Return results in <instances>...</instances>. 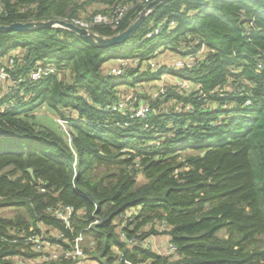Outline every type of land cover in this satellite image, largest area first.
<instances>
[{
    "label": "trees",
    "instance_id": "obj_1",
    "mask_svg": "<svg viewBox=\"0 0 264 264\" xmlns=\"http://www.w3.org/2000/svg\"><path fill=\"white\" fill-rule=\"evenodd\" d=\"M113 1L0 0V24L69 20L108 11ZM130 5L115 31L95 24L92 32L111 36L126 28L142 6ZM171 19L175 26L166 32ZM159 22L161 33L146 36ZM201 43L207 50L180 73L194 85L163 98L180 102L177 109L162 107L160 96L145 117L112 110L117 101L128 110L147 98L134 83L154 81L159 72L129 65L124 75L106 74L110 56L142 59L161 45L177 51ZM9 54L12 84L0 96V105L8 103L0 109V207L23 211L0 214V264L35 256L21 234L41 227L64 248L89 234L94 249L83 250L99 264H264V0H164L128 39L105 48L61 27L0 30V58ZM37 62L60 73L32 80ZM43 104L68 121L67 132L35 119L31 110ZM60 205L74 210L69 226L55 216ZM94 215L104 221L88 227ZM124 221L126 239L165 234L176 255L128 243L116 231ZM56 263L74 261L39 264Z\"/></svg>",
    "mask_w": 264,
    "mask_h": 264
},
{
    "label": "built area",
    "instance_id": "obj_2",
    "mask_svg": "<svg viewBox=\"0 0 264 264\" xmlns=\"http://www.w3.org/2000/svg\"><path fill=\"white\" fill-rule=\"evenodd\" d=\"M150 1L151 0H140V4L142 6H141V9L137 12V14L140 13L141 10H143L146 4L149 3ZM130 7H131L130 0H114L110 5H108V11H104V12L97 11V12H94L93 14L86 13L79 17H73L69 20H66V19L64 20L70 21L90 31H92L91 27L95 24L108 25L109 28L115 31L121 19L123 18V16L127 12H129ZM2 10L3 8L0 4V11ZM137 14L134 16V18L137 16ZM162 24L163 22H159L158 24H155V25L152 24L146 36L159 35L163 28ZM174 26H175V20L174 19L169 20L168 25H166V32H169L170 29L173 28ZM54 27H57V26H54ZM205 45L206 44L201 43L200 47L197 50L192 49L191 46L176 47L177 51L171 50L173 52L172 61L168 65L165 64V62H163L161 58L160 60H157L155 53L162 49H168L166 47L160 48L162 47L160 46L159 50H156V51L153 50L151 53H149L145 57H142V59L139 58L136 53H133L127 56H120V55L110 56L103 63L102 69L104 72H106V74H113L115 76L126 74L127 68L129 65L135 66L136 68L135 71L137 72H141L144 70L146 71L149 70L150 72L158 71L159 72L158 79H155L154 81H152V84L153 83L155 84L158 82H162L161 79L163 78V76L161 73H164L169 70L168 72L174 73V76H175L174 78H176L178 76V73H177L178 70L182 71L185 68H190V67L195 66L197 61L200 59L199 56L202 55L207 50ZM13 66H14V58L12 55L9 54V55H6L5 57L0 58V96L3 95L1 93L4 91V89H6L4 91V93H6L9 90L8 88L12 84V79L10 78L9 70L14 68ZM167 68L168 70H166ZM56 71H59L60 73V70H58L57 67L52 63L46 64L42 62H37L35 66L33 67V69L30 71L29 78L32 80L39 79L42 76L54 73ZM21 80H24V78L19 79V81ZM133 83L132 85L125 86V87L131 88L133 86ZM139 83L142 84L144 82L140 81ZM139 83L137 82L134 84L139 85ZM189 83H190L189 84L190 86L188 88L184 85L183 81L180 82V84L175 83L166 88L157 87L158 88L157 92L154 93L152 91L150 92V95L148 94V96H150L151 99H153L152 98L153 96H157V97L161 96V98H165V94H167L168 91L174 87L176 88V90H179V91L181 90L180 92L181 94H185L187 93L185 91H187L188 89H191V87L194 85L192 81ZM125 87L123 86V90L125 89ZM171 101H172L171 103L173 104L175 103L174 106L175 108H177L178 107L177 105L180 102L177 103L178 101H175V102H173V100ZM248 102L249 101H247L246 103ZM5 105L8 106V103H4L3 105H0L1 106L0 109L3 107H6ZM127 105L128 104L124 101H117L115 104L112 105V110H118L124 115L129 114L130 117H145L149 115V113L152 110H154V107L150 105V102L147 101L146 98H143V97L139 99L138 105L132 108L128 107V110H127ZM186 108L189 109L190 104H187ZM56 118H57L56 122L58 124L59 129L64 132H67L68 121L58 116ZM139 207H140L139 205L130 207L127 213H125L122 217L127 218L128 216H132V213L135 211V209ZM73 212L74 210L71 206L60 205L55 210V216L56 218L62 220L66 226H69L70 216L72 215ZM100 219L101 218L99 216L94 215V220L90 222L88 227H90L93 223L99 222ZM161 222L163 223V221ZM125 223L126 221H124V224H121L116 228V231L119 233L121 238L125 239L130 244H140L146 248H150L154 252L163 254L158 250L157 244L155 243L151 244L149 240V238L155 234L150 235L141 240L134 239V238L126 239L124 232L120 230L122 225H125ZM21 235H22L23 240L31 244V250L36 255L31 258L15 256L14 257L15 264H39L41 262L49 263V262H56V260H59L62 258L72 259L74 261V264H99L98 260L94 259L93 257L87 255L84 252L83 246H82L84 236L82 233L78 234L74 238V240L71 243H69L68 248H64L56 241H50L48 238V233L46 232L40 231V232H32V233L21 234ZM162 235H165V234H162ZM60 236H58L57 239H59ZM165 241H167V245L169 249L168 251H166L167 253L165 255H169V254L176 255L175 246L171 242H169L168 239H166Z\"/></svg>",
    "mask_w": 264,
    "mask_h": 264
},
{
    "label": "rangeland",
    "instance_id": "obj_3",
    "mask_svg": "<svg viewBox=\"0 0 264 264\" xmlns=\"http://www.w3.org/2000/svg\"><path fill=\"white\" fill-rule=\"evenodd\" d=\"M161 46L162 47H160V48H163V45H161ZM156 50H159V47H156L154 49V51H156ZM172 54H173V52L170 49H162V50H159V51H157L155 53V55L157 57V60H160V58H161V60L163 62H165V64H167V65L170 64L171 61H172ZM166 70H168V68ZM168 71H166L164 73H161L162 76H163V78L161 79L162 82H158V83L152 84V80L151 79H144V81H143L144 83L141 84V83L138 82L139 85H136L133 88L142 86L143 90L145 91V95H148V92H152V91L154 93L157 92L158 88H166L168 86H171L172 84H175L176 82L173 79L174 78V73H171V72L169 73ZM104 73H106V72H104ZM230 79H231V77L228 76L227 81L225 83V87L228 88V89L230 87H233V84L230 82ZM183 83H184V85L187 88L190 86L187 78H184ZM130 85H132V83ZM217 89L219 90V88H217ZM5 90L6 89H4V91ZM172 90L174 92V90H176V88L174 87V88L171 89V91ZM4 91L1 94H6V93H4ZM123 91L125 92L124 94H127V95L131 94V88L130 87H125V89ZM152 98L153 99H151V97L148 96L146 98V100L149 101V102L154 101V100H156L157 96H153ZM161 99H162V102H160V104H161L162 107L168 106V108H171L172 110H175V109L178 108V107L177 108H172L174 106V104L171 103V99L167 100V101H164L163 98H161ZM136 104L138 105V102H136ZM214 108L216 109V107H213L212 109H214ZM156 110H158V108H156ZM31 112H32L31 114L35 115V119L36 120H38L39 122L43 123L45 126H48V128L50 127L52 129H54V128L58 127V124L56 122V119H57L56 117L58 115L53 113L49 107H47V106L44 107V105H41V106L31 110ZM102 168H101V170H102ZM138 181L139 182L143 181V177L141 175L138 176ZM17 210L23 211V209L20 208V207H13V206L0 207V214L4 215V216H13ZM41 231L45 232L46 228L45 227H41ZM161 238H162L161 239V243L160 242H158V243L155 242V244H157V248H158V250L161 253L166 254L167 253L166 251L169 250L168 249V245H167V241H165L166 237L162 236ZM90 240H91V236L89 234H86L84 236V240L82 242V246L87 247V248L91 247L90 249H94V245H90V243H89ZM113 249H115V248L112 247L111 250H113ZM114 264H117V263L115 262Z\"/></svg>",
    "mask_w": 264,
    "mask_h": 264
},
{
    "label": "water",
    "instance_id": "obj_4",
    "mask_svg": "<svg viewBox=\"0 0 264 264\" xmlns=\"http://www.w3.org/2000/svg\"><path fill=\"white\" fill-rule=\"evenodd\" d=\"M164 0H151L146 6L141 10L140 13L128 24L123 30L111 35V36H101L83 27H80L70 21L64 19H46V20H30V21H14L9 24H0V30H30L42 27H61L69 29L76 34H78L84 41L88 44H93L98 47H109L113 44H119L128 39L132 33L137 29L138 25L145 19L151 10L156 7L160 2ZM32 172L31 168H28ZM104 220L100 219L99 222L93 223L90 227L95 228L97 225L102 223ZM106 244V239L103 240V247ZM102 253V252H101ZM101 255V254H100ZM99 255V256H100Z\"/></svg>",
    "mask_w": 264,
    "mask_h": 264
},
{
    "label": "crops",
    "instance_id": "obj_5",
    "mask_svg": "<svg viewBox=\"0 0 264 264\" xmlns=\"http://www.w3.org/2000/svg\"><path fill=\"white\" fill-rule=\"evenodd\" d=\"M92 7V6H91ZM182 71H180V70H178L177 71V73H178V76L176 77V78H173L174 79V81L176 82V83H179L180 84V82H182V81H184V78H181L180 76V73H181ZM175 77V76H174ZM178 78V79H177ZM188 82H191V81H188ZM190 84V83H189ZM126 95V94H125ZM44 105V107H46L47 105H45V104H43ZM46 228V227H45ZM46 229H48V228H46ZM50 233L52 234V230H50ZM54 235V234H53ZM86 234L84 233L83 234V236H85ZM162 236H165L166 238H165V240L166 239H168V237L166 236V235H153V236H151L150 238H149V240H150V242H151V244H154L155 242H160L161 243V237ZM91 243H93V241L91 242ZM116 262V261H115ZM115 262H113L112 264H114ZM117 263V262H116Z\"/></svg>",
    "mask_w": 264,
    "mask_h": 264
}]
</instances>
